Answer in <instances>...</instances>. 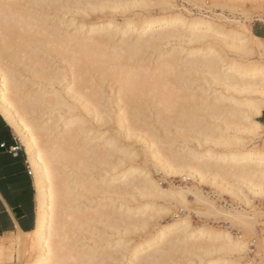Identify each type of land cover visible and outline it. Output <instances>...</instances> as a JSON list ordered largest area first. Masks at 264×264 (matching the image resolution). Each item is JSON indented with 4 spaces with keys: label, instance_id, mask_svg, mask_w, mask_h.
<instances>
[{
    "label": "bare ground",
    "instance_id": "1",
    "mask_svg": "<svg viewBox=\"0 0 264 264\" xmlns=\"http://www.w3.org/2000/svg\"><path fill=\"white\" fill-rule=\"evenodd\" d=\"M238 1L214 4L233 11ZM221 20L231 27L172 0H0V115L26 150L38 203L36 230L19 232L29 243L2 239L0 264L246 258L248 242L227 231L162 226L154 214L161 195L151 165L209 179L246 206L249 194L264 196V148L254 143L264 141L255 119L264 110V63L255 60L264 40L247 21ZM241 128H250L247 139L225 135ZM195 195L208 215L249 217ZM133 234L135 245L125 238Z\"/></svg>",
    "mask_w": 264,
    "mask_h": 264
},
{
    "label": "rangeland",
    "instance_id": "2",
    "mask_svg": "<svg viewBox=\"0 0 264 264\" xmlns=\"http://www.w3.org/2000/svg\"><path fill=\"white\" fill-rule=\"evenodd\" d=\"M172 1L174 5L177 6V10L182 11L185 14L187 11H190L192 15L197 18H206L217 24H225L228 27H231V24L225 20H221L223 17L237 21H247V24L251 29H253L255 24L259 26L264 25V22L258 20L259 16L264 15L263 2L240 0L236 2L237 9L232 11L228 8H222L221 5L214 4V0ZM153 12V14H159L160 9L154 8ZM255 60L264 63V58H256ZM255 119L259 122L258 117H255ZM248 131H250V128H241L239 131L231 129L226 131L225 135L227 134V136H238L247 139L250 136ZM254 143L256 146L264 148V141L261 137H254ZM20 146L26 152L21 141ZM132 150L133 149L123 152V155H125L126 158L131 157L134 154L131 153ZM151 173L154 181L159 186L158 192L161 195V197L156 199L157 206L154 208V214L157 216V221L160 225L167 226L173 222L183 221L182 224L179 225V229L180 227L186 226V223L189 222L194 228L208 225L210 228L217 231H227L231 234L233 242L238 240L248 242L249 251L247 256L246 258L240 259L239 264H250V262H253L254 264H262L261 259L263 258L264 251H262L259 246L261 244L264 250V215L255 217L254 213L255 211L264 213V196L261 197L249 194L250 199H252L253 202L251 206H246L239 202L238 198L230 192L232 189L228 192H222L217 186L212 184L209 179H200L199 176H196L195 178L189 177L185 173L178 174L172 171H164L161 168L155 169L152 165ZM226 183L229 185V187L226 185L228 188H230L232 184L236 187L237 185H240L241 188H244L241 184L233 183L232 180H229ZM197 191L201 192L208 199L215 201L220 207L230 208L232 204H235L236 207H240L241 210L248 212L249 217L246 219V223H234L223 216L218 217L215 215H208V212H206V210H208L206 209L207 206L197 200V196L195 195V192ZM181 193L184 194L183 197L181 196ZM228 193H231V195ZM118 203H120V201L116 202V204ZM204 212L207 215H205ZM12 235L10 236L21 237L20 239L27 243H29L31 237L19 233ZM10 236L6 238H11ZM135 236L137 235L133 234L125 237L128 240V244L135 245L136 241L138 242L140 240V238L138 239V236ZM130 255L132 256V254ZM27 261L28 258L26 256L23 260V264H26ZM126 263L127 260H124L122 264Z\"/></svg>",
    "mask_w": 264,
    "mask_h": 264
},
{
    "label": "crops",
    "instance_id": "3",
    "mask_svg": "<svg viewBox=\"0 0 264 264\" xmlns=\"http://www.w3.org/2000/svg\"><path fill=\"white\" fill-rule=\"evenodd\" d=\"M253 33L264 40V25H254ZM264 125V110L258 117ZM13 128L0 115V240L11 234L32 233L37 228L38 203L34 175L26 152Z\"/></svg>",
    "mask_w": 264,
    "mask_h": 264
},
{
    "label": "built area",
    "instance_id": "4",
    "mask_svg": "<svg viewBox=\"0 0 264 264\" xmlns=\"http://www.w3.org/2000/svg\"><path fill=\"white\" fill-rule=\"evenodd\" d=\"M21 149H22L21 146H17L16 148H13L12 151L17 154ZM30 174L33 176L31 168H30Z\"/></svg>",
    "mask_w": 264,
    "mask_h": 264
},
{
    "label": "snow or ice",
    "instance_id": "5",
    "mask_svg": "<svg viewBox=\"0 0 264 264\" xmlns=\"http://www.w3.org/2000/svg\"><path fill=\"white\" fill-rule=\"evenodd\" d=\"M132 264H151V262L132 261Z\"/></svg>",
    "mask_w": 264,
    "mask_h": 264
}]
</instances>
